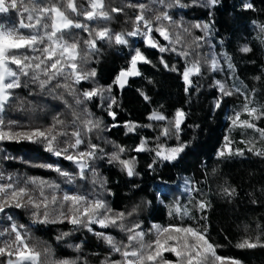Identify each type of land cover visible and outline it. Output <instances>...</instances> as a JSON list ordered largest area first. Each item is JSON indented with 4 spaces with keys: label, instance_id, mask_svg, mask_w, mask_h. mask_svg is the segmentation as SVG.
<instances>
[{
    "label": "trees",
    "instance_id": "obj_1",
    "mask_svg": "<svg viewBox=\"0 0 264 264\" xmlns=\"http://www.w3.org/2000/svg\"><path fill=\"white\" fill-rule=\"evenodd\" d=\"M25 3L27 0L17 9L0 14V23L10 25L26 17ZM41 3L47 4L48 0H41ZM246 3H251L253 8H245ZM136 4L147 6L145 17L153 20V28L162 24L173 41L179 34L180 43L169 44L159 33H152L153 39L161 46L174 47L176 51L161 53L159 48L151 47L143 35L126 37V45L116 44L114 39L95 37V31L103 28L110 29L113 34L132 31L140 10L130 5ZM104 5L111 14L109 20L97 18L89 21L82 15L69 13L75 22L86 24L93 32L92 36L78 28L67 30L64 35L69 42L79 43L77 63L80 70H95V76L76 83L67 74L58 75L43 89L22 78L26 86L12 90V98L0 113L6 123L15 121L19 125L14 131L47 130L59 119L64 123L57 124L55 131L68 135L57 136L53 148L59 150L74 143L71 133L79 130L85 143L76 149L69 148L67 154L87 151L90 141L98 145L96 157L86 161L88 168L81 178L78 165L66 159L64 153L56 156L49 151L47 141L42 138L0 141V184L12 183L15 188H26L37 203L42 199L40 192L43 189L49 200V220H57L56 223H40L43 207L16 208L13 205L0 213V232L10 229L12 223L23 225L20 231L26 235L29 245L41 253L40 264H59L65 260L74 264L121 261V254L113 251L96 233L111 236L121 245L128 244V233L119 226L102 228L93 223L90 231L88 227L72 225L59 216L60 212L69 214L72 207L70 201L62 199L67 193L88 200L103 199L113 212H124L122 223L125 228L139 224L137 231L145 233V243L156 238L153 225L206 227L207 239L217 246L218 256L239 260L243 264H264V246H236L246 238L255 241L258 236L264 243V155L256 154L264 152V137L257 131L232 132L231 129L233 119L243 110L245 103L249 108L257 109L256 114L248 118L256 128L264 129V115H261L264 110V0H219L214 6H209L207 0H179V3L165 0L164 4L154 0H104ZM165 5L171 6L166 9ZM27 6L31 7V4ZM77 7L81 11L88 8L87 0H77ZM113 8L123 11L111 12ZM164 10L172 17V22L154 20V16ZM197 23H209L210 34L205 35L201 28L194 27ZM199 37L203 39L198 40ZM89 39H96L95 50H89L84 44ZM244 47L251 51L243 52ZM137 48L151 63H138L141 75L130 77L120 88L113 81L121 69L128 66ZM183 51L189 55H180ZM213 57L219 65L215 69L211 66ZM196 60L200 62V71L191 75V84H186L183 79L185 67H190ZM224 78L229 79L226 91L231 95H224L217 84L218 81L221 84ZM66 84L67 88L64 87ZM109 85H112L111 93L105 91L102 96L91 99L82 95L97 87L107 89ZM145 95L148 100L144 99ZM177 109L186 114L178 132L170 123ZM109 110L115 113L114 117L109 115ZM154 111L163 114L167 120L149 119ZM77 116L79 119L73 127ZM256 116L260 118L256 119ZM88 119L100 121L99 128L87 131L83 121ZM129 122L137 127L130 131L126 127ZM165 128L169 129L168 136L161 134ZM225 137L251 138L255 146L248 148V142H239L242 155L220 156L218 153L224 149ZM142 139L147 141L146 150L137 152L134 149ZM180 143L187 146L176 160L156 157L155 150L159 145L171 148ZM117 146L126 150L120 154L121 159L135 158L136 175L129 177L118 162H109L111 154L118 150ZM46 164L58 166L74 179L69 182L54 169L41 167ZM32 180L36 182L31 183ZM101 181H105L103 187ZM188 187L191 189L189 194ZM225 188H234L235 194L225 195ZM3 195L0 193V199ZM53 195L57 197L55 204L50 202ZM200 201L208 207L200 210L197 207ZM176 205L188 210L183 220L178 213L169 214ZM34 212L40 213L39 218L33 215ZM61 219L63 222H59ZM62 233L69 235L57 239ZM10 238L8 233L0 236V247ZM169 246L176 245L169 242ZM9 259L15 257L0 255V264H7ZM176 259L174 253L163 252L154 264L168 261L175 264ZM224 264H230V260H225Z\"/></svg>",
    "mask_w": 264,
    "mask_h": 264
},
{
    "label": "snow or ice",
    "instance_id": "obj_2",
    "mask_svg": "<svg viewBox=\"0 0 264 264\" xmlns=\"http://www.w3.org/2000/svg\"><path fill=\"white\" fill-rule=\"evenodd\" d=\"M160 4H164L165 0H154ZM219 2V0H207L209 6H214ZM24 0H0V13H7L10 9H17ZM179 3V0H176ZM31 4V7L27 5ZM88 8L82 11L77 7V0H48L47 4H42L41 0H27L24 4L23 11L27 13L26 17L19 19L18 23L5 24L0 23V113L3 112L6 103L12 98V90L26 86L22 82V78L32 84H38L41 89L45 88L55 77L58 75L70 76L73 78L74 82L79 83L81 80H87L95 76V70L90 72H82L77 63L80 57V46L76 41L69 42L64 38L65 32L72 28L82 29L88 31L89 35L92 36L93 32L89 30L86 24L77 23L70 18L69 13H76L77 15H82L86 20H95L101 18L104 20L111 19V14L109 11L105 10L104 0H87ZM131 7L138 8L139 14L135 16L134 28L130 32H122L113 34L110 29L103 28L101 30L95 31L94 35L97 39H107L120 45H126L128 40L126 37L143 35L147 43L153 48H159L161 53L172 50L176 51L174 47L169 49L166 46H161L152 37L153 31L159 33L164 40L169 41V44L180 43L179 34L175 41L171 39V35L168 30L161 24L153 28V20L147 19L145 17V4L130 5ZM171 5H165V8ZM247 9H252L253 5L251 3H246L244 5ZM123 9L113 8L111 12H121ZM156 22L169 21L172 22V17L169 15L167 10L160 12L158 15L154 16ZM27 21V22H26ZM143 26V27H141ZM196 28H201L205 35L210 34L211 25L209 23L194 25ZM28 30V31H24ZM186 31V29H185ZM262 31H264V26H262ZM203 39V37H199ZM84 44L89 50H95L96 39H89L84 41ZM243 52L251 51L250 48H242ZM30 53H39V55H31ZM187 57L189 53L183 51L180 53ZM226 56V54H225ZM230 59V58H229ZM151 63L146 56L140 51V49H135L134 54L128 62L126 68H122L119 74L116 76L113 84L118 85L123 88L128 81L129 77H135L141 75L138 69V63ZM162 63L163 59L161 60ZM211 66L213 69L218 67V62L215 57L211 60ZM167 67V64H165ZM229 67L232 65L229 63ZM175 70V69H173ZM200 71V62L198 60L193 61L190 67H185L183 72V79L186 84H191L190 76L193 74H198ZM66 76V78H67ZM258 79V78H257ZM217 84L220 87V91L224 95H231L230 91H226L223 84L218 81ZM68 87V85H64ZM112 85H109L107 89L103 87L93 88L90 91H85L82 95L86 99H91L94 96H102L105 91L111 93ZM187 91V88H186ZM239 91V89H237ZM141 95H144L141 93ZM112 103H115V99L110 97ZM145 100L149 97L144 96ZM80 101H77L79 103ZM219 107V102L216 104ZM109 109H111V104H109ZM244 110L248 112L250 116L256 114V108H249V105L245 103ZM90 115V114H88ZM109 115L115 116V113L109 110ZM185 113L181 109H177L174 118L170 121L172 128L178 132L185 118ZM261 115H264V110H261ZM240 113L236 114L235 119L232 123L234 126L254 128L260 133L261 137H264V129L256 128L255 124L249 121H240ZM256 116V119H259ZM77 116L73 121V127H75ZM149 119L152 120H167L163 114L153 112ZM63 121L57 119L55 123L47 130L34 129L32 131H14V127H19L15 121H8L0 117V141L4 140H34L42 138L47 141L48 150L54 152L56 156H60L62 153L66 154L65 158L74 161L80 171L79 175L84 178V170L88 168L87 160L94 159L96 157V151L98 145L92 144L90 141L87 144V151L78 152L76 155L67 154L69 148L76 149L85 141L81 138V132L79 130L73 131L71 136L75 138L74 143L68 145L63 149H54L53 142L57 140V136L68 135L65 132H56V125H63ZM83 124L87 131H92L94 128H99L100 121L88 119L83 121ZM126 127L128 129L134 130L137 125L129 122ZM163 136L169 135V129L165 128L161 133ZM177 139H179L177 137ZM225 141H228V137H225ZM147 141L141 140L140 145H138L134 150L137 152L145 151V144ZM187 145L180 143L176 147L165 148L163 145H159L155 150L156 157L166 160L174 161L179 155L184 151ZM227 154H232V149L228 147ZM118 150L113 152L110 156L109 162H118L121 166V170L125 171L126 174L131 177L136 175L135 172V158L121 159V153L126 150L123 147L117 146ZM251 151V149H249ZM102 151V149L100 150ZM226 153L221 150L218 155L224 156ZM236 154L242 155L241 150H237ZM257 155H264V152H257ZM155 163V161H154ZM41 167H46L54 169L57 173L67 178L71 182L74 177L67 172H64L58 166L52 164L41 165ZM151 168L152 165H149ZM2 175V174H0ZM93 176L96 174L93 171ZM11 179V177H9ZM32 180L31 183H35ZM95 182V181H94ZM42 184L44 182H41ZM105 181H101V187H103ZM49 187L56 188L58 185H49ZM224 194L227 196H232L235 194V189L225 188L223 189ZM0 193L4 194L3 198L0 199V213L4 212L6 207L15 206L16 208L27 207L31 205L35 209H40L43 207L45 210L43 212V219H39L40 223H56L57 220H49V213L47 211L49 200L44 196L43 189H41L40 196L41 201L37 203L31 195L28 194L26 188H15L12 183L0 184ZM28 196L26 204L21 203V198ZM63 201L71 202V209L69 214L60 212L59 216L63 219H67L74 226H85L91 231V225L93 223L99 224L102 228H107L109 226H119L122 230L128 233L127 240L128 244L121 245L114 240L111 236H105L104 233H96V235L105 239L112 250L118 252L122 256L121 261H113L111 264H154L159 257L162 256L163 252H172L176 256L175 264H216L217 261L220 264H224L225 260H230V264H241V261L232 258H225L218 256L216 254V247L207 239V228L196 229L193 227H173L169 225L168 227H161L160 225H153L156 231L155 240L145 243L143 231H137L140 225L135 224L131 228H125L122 221L125 219L124 212H113L111 208L108 207L103 199L96 198L94 200H88L84 196L80 195H69L65 193L63 195ZM57 197L53 195L51 197V203L55 204ZM197 207L200 210H204L208 205L200 201ZM183 211V215H188V210L181 209L179 205H176L174 209L170 210V215L175 213H180ZM34 216L39 218L40 213L34 212ZM127 215H132L128 213ZM11 219V217H9ZM63 219L59 222H63ZM119 222V223H118ZM23 225L17 226L15 223L11 224L10 229H5L0 232V236L8 233L11 237L10 240L4 241V246L0 247V255H7L9 257L14 256L15 259H9L7 264H40L41 253L36 250L34 246H30L28 239L25 234H22L20 229H23ZM69 233H62L57 239H61L63 236H67ZM169 242H173L176 246H169ZM238 248H255L257 246H264L261 243V238L258 236L256 240L253 241L250 238L244 239L242 242L236 245ZM79 247V246H77ZM123 249V250H122ZM47 251V249L45 250ZM59 264H74L73 261H60ZM106 264V262H102ZM166 264H173V262L168 261Z\"/></svg>",
    "mask_w": 264,
    "mask_h": 264
},
{
    "label": "rangeland",
    "instance_id": "obj_3",
    "mask_svg": "<svg viewBox=\"0 0 264 264\" xmlns=\"http://www.w3.org/2000/svg\"><path fill=\"white\" fill-rule=\"evenodd\" d=\"M0 14H2V13H0ZM219 66V65H218ZM190 78H191V76H190ZM129 79H130V77L128 78V81H129ZM232 79V78H231ZM233 80V79H232ZM128 81H127V83H128ZM126 83V84H127ZM125 84V85H126ZM221 84H223L224 85V87H225V90H227L228 89V87H229V79L228 80H226L225 78L221 81ZM238 113H240V116H239V120L240 121H249V122H252L251 121V119L250 118H248V116H250L249 114H248V112H246L245 110H244V108H243V110H241V111H239ZM236 117V116H235ZM235 119V118H234ZM253 123V122H252ZM231 129H232V132H235L236 130H240L241 132H246V131H248V130H251V131H256V129H254V128H248V127H241V126H239V125H237V126H234L233 125V123L231 124ZM15 131H32V130H15ZM226 143H225V145L227 144L228 145V147H230L231 149H232V153H235L236 154V151L237 150H240L239 149V145H238V143L239 142H248L249 143V145L247 146L248 148H251L253 145L255 146V144H254V142L252 141V139L251 138H244V137H242V140L241 139H238L237 137L236 138H231V137H228V141H225ZM257 146V145H256ZM222 150H224L225 151V153L227 154V148L224 146V149H222ZM261 150H263V149H261ZM238 155H240V154H238ZM187 189V192H188V194L191 192V189L188 187V188H186ZM4 196V195H3ZM27 200H28V197H22L21 198V203H24V202H27ZM179 214V216L180 217H182V219L181 220H183V218L186 216V215H183V211H181L180 213H178ZM241 264H243V263H241Z\"/></svg>",
    "mask_w": 264,
    "mask_h": 264
},
{
    "label": "water",
    "instance_id": "obj_4",
    "mask_svg": "<svg viewBox=\"0 0 264 264\" xmlns=\"http://www.w3.org/2000/svg\"><path fill=\"white\" fill-rule=\"evenodd\" d=\"M138 66V65H137ZM138 69H139V66H138ZM136 77H138V76H135V77H133V78H136Z\"/></svg>",
    "mask_w": 264,
    "mask_h": 264
}]
</instances>
